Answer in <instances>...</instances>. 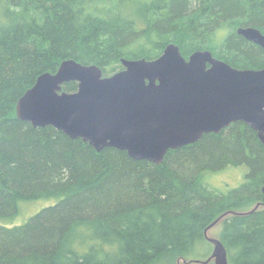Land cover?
<instances>
[{
	"label": "trees",
	"instance_id": "obj_1",
	"mask_svg": "<svg viewBox=\"0 0 264 264\" xmlns=\"http://www.w3.org/2000/svg\"><path fill=\"white\" fill-rule=\"evenodd\" d=\"M246 27L264 34V0H0V264L205 258L213 250L205 229L261 197L264 145L249 127L237 122L203 135L154 165L33 128L15 107L62 61L109 76L122 59L153 60L169 44L185 59L209 51L235 69H263L264 51L236 34ZM240 165L247 172L233 190L207 184V175ZM37 201L53 203L16 224L24 203ZM231 215L218 235L228 264H264V210Z\"/></svg>",
	"mask_w": 264,
	"mask_h": 264
},
{
	"label": "water",
	"instance_id": "obj_2",
	"mask_svg": "<svg viewBox=\"0 0 264 264\" xmlns=\"http://www.w3.org/2000/svg\"><path fill=\"white\" fill-rule=\"evenodd\" d=\"M236 33L264 51L259 31ZM121 64L122 71L104 78L96 65L62 61L17 101L16 118L34 128L53 127L97 152L114 148L154 165L162 164L168 151L237 122L264 143V68L237 70L209 51L185 59L173 44L153 60L122 59ZM69 82L77 83L73 93L62 91ZM205 237L213 245L210 257L189 262L228 264L223 244Z\"/></svg>",
	"mask_w": 264,
	"mask_h": 264
},
{
	"label": "rangeland",
	"instance_id": "obj_3",
	"mask_svg": "<svg viewBox=\"0 0 264 264\" xmlns=\"http://www.w3.org/2000/svg\"><path fill=\"white\" fill-rule=\"evenodd\" d=\"M244 166L240 165L238 168L236 169H229L230 167L225 168V170L223 171H219L215 174H211L210 176L207 175V184L213 188V189H217L219 191H222L224 189V191L226 189L229 190H233V188L237 187V185L242 182L244 180V175L247 172V170L245 171L243 168ZM229 190H226L229 191ZM256 202V201H255ZM255 202H253L252 204L245 206L244 209H233L234 212H246V211H254V206H255ZM53 201L51 202H44V201H37L35 203H33L32 205H29V203H24V207H25V211L23 214L20 215V217L15 221L16 224H22L24 223L26 220H28L31 216L27 215L30 212H35L37 213L40 209H42L44 206L46 205H50L52 204ZM34 213V214H35ZM228 214V213H227ZM226 214V215H227ZM224 215L219 216L217 219V221L213 223H211L204 231V236L206 234L208 239H219V234L220 231L222 229V220ZM229 216V215H228ZM26 218V219H25ZM25 219V220H24ZM212 253V248H209L208 253L205 251L204 253H202V255L204 254L205 258H202L203 256H201L200 258H193V259H189V260H199V261H206L210 255ZM206 254V255H205ZM184 261H188V260H183V259H178L175 261L174 264H200V263H193V262H184ZM207 264H213V260H211L210 262H208Z\"/></svg>",
	"mask_w": 264,
	"mask_h": 264
},
{
	"label": "flooded vegetation",
	"instance_id": "obj_4",
	"mask_svg": "<svg viewBox=\"0 0 264 264\" xmlns=\"http://www.w3.org/2000/svg\"><path fill=\"white\" fill-rule=\"evenodd\" d=\"M246 28H252V29H255V30H257V31H259L258 29H256V28H253V27H246ZM260 32V31H259ZM261 33V32H260ZM237 34V33H236ZM262 34V33H261ZM238 35V34H237ZM263 36H264V34H262ZM213 56V55H212ZM214 57V56H213ZM215 58V57H214ZM215 59H217V58H215ZM217 60H219V59H217ZM221 61V60H220ZM223 62V61H222ZM226 64V63H225ZM121 65V69L120 70H118L117 72H115V73H118V72H120V71H122L123 70V67H122V64H120ZM228 65V64H227ZM231 67V66H230ZM233 68V67H232ZM238 70V69H237ZM259 70H262V69H259ZM254 71H258V70H254ZM114 73V74H115ZM113 74H111V75H109V76H103V74H102V76L104 77V78H107V77H110V76H112ZM30 89V88H29ZM23 96V95H22ZM21 96V97H22ZM20 97V98H21ZM19 98V99H20ZM18 99V100H19ZM17 104V103H16ZM16 108V107H15ZM26 123V122H25ZM28 124H30V123H28ZM31 125V124H30ZM32 126V125H31ZM33 127V126H32ZM34 128V127H33ZM222 131V130H221ZM61 132V131H60ZM63 133V132H62ZM64 134V133H63ZM255 136L257 137V135L255 134ZM68 137V136H67ZM257 139H258V137H257ZM259 140V139H258ZM260 143L261 144H263L264 145V143H262L261 141H260ZM259 195H261V197H260V199H258V200H256V202H255V206H254V211L252 212V211H246V212H234L233 210H230V211H228V212H226V213H224V214H222V215H224V216H226V214L227 215H230V214H235V215H231V216H233V217H237V216H241V217H247V216H250V215H252V214H254V213H256L257 212V210H264V186L261 188V190L259 191ZM223 216V217H224ZM225 218V217H224ZM223 218V219H224Z\"/></svg>",
	"mask_w": 264,
	"mask_h": 264
},
{
	"label": "bare ground",
	"instance_id": "obj_5",
	"mask_svg": "<svg viewBox=\"0 0 264 264\" xmlns=\"http://www.w3.org/2000/svg\"><path fill=\"white\" fill-rule=\"evenodd\" d=\"M66 84V83H65ZM77 84V83H76ZM63 86V85H62ZM62 88V87H61ZM77 90V89H76ZM63 91V90H62ZM63 92H65V91H63ZM68 93V92H67ZM71 93H73V92H71Z\"/></svg>",
	"mask_w": 264,
	"mask_h": 264
}]
</instances>
